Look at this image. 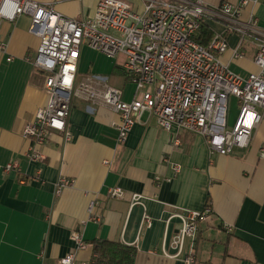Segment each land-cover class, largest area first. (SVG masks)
I'll return each instance as SVG.
<instances>
[{
    "label": "crops",
    "instance_id": "1",
    "mask_svg": "<svg viewBox=\"0 0 264 264\" xmlns=\"http://www.w3.org/2000/svg\"><path fill=\"white\" fill-rule=\"evenodd\" d=\"M35 1L83 20L93 15L98 0ZM125 1L142 10L141 0ZM202 1L209 8L240 3ZM251 15L264 29V0L243 6L239 18L247 21ZM29 23L26 15L12 21L0 18V41L5 44L0 50V264H61L73 249L75 230L87 243L77 251L75 264H88L92 244L99 239L134 246V264H264V157L259 156L264 121L247 148L226 155L210 153L201 135L164 129L146 114L118 144V114L74 97L66 119L70 139L52 132L38 146L42 158L32 161L27 156L31 140L21 132L47 95L44 74L30 61L39 38L28 30ZM205 24L213 33L224 31L219 22ZM238 39L237 33L227 34L223 55L228 66L235 60L231 51ZM242 48L245 55L236 59L238 65L252 72L255 42L245 36ZM112 73L113 78L123 74L117 87L129 101L134 86L122 66L115 65ZM10 161L17 167L7 171ZM60 177L72 185L56 195ZM111 187H120L124 196L110 198ZM133 194L141 195L139 203L132 202ZM91 201L95 205L89 213ZM206 206L211 212L198 217L195 233L181 239L182 222L176 215ZM92 215L99 220L90 219Z\"/></svg>",
    "mask_w": 264,
    "mask_h": 264
},
{
    "label": "built area",
    "instance_id": "2",
    "mask_svg": "<svg viewBox=\"0 0 264 264\" xmlns=\"http://www.w3.org/2000/svg\"><path fill=\"white\" fill-rule=\"evenodd\" d=\"M141 1L142 10L135 11L125 0H98L93 15L80 20L56 12L48 3L0 0L1 19L12 21L26 15L30 20L28 30L39 38L30 61L44 74L47 99L21 132L22 137L31 140L27 153L30 160L42 158L38 146L52 132H62L66 140L70 139L66 119L72 95L118 114V144L146 114L155 117L164 129L175 127L201 135L210 153L226 155L234 148L249 146L254 129L264 121V29L257 26L253 15L247 21L239 17L243 6L257 0H240L236 5L222 2L216 8L207 7L202 0ZM206 20L221 23L224 31L214 32L203 45L194 36ZM233 32L239 36L231 51L233 59L244 57L245 36L255 42L256 69L246 77L232 72L220 59L228 49L227 34ZM84 44L110 58L122 55V70L134 86L129 101L123 99L121 89L96 75H85L74 89L80 47ZM4 49L0 41V50ZM231 97L237 100L238 112L229 124ZM259 156L264 157V141ZM103 163L109 164L106 160ZM16 167L17 163L10 161L5 170ZM70 185V179L60 177L55 194ZM108 196L120 199L124 191L111 187ZM141 198L133 194L131 200L139 203ZM94 205V201L89 203V213ZM210 212L206 206L201 212L177 214L182 222L181 239L185 234H194L196 219ZM90 219L99 220L95 215ZM71 239L73 249L60 259L61 264H75L77 251L87 247L79 230L72 231Z\"/></svg>",
    "mask_w": 264,
    "mask_h": 264
},
{
    "label": "rangeland",
    "instance_id": "3",
    "mask_svg": "<svg viewBox=\"0 0 264 264\" xmlns=\"http://www.w3.org/2000/svg\"><path fill=\"white\" fill-rule=\"evenodd\" d=\"M231 38L233 40V37ZM225 58H226V55L220 56V59L223 62L226 61ZM122 60H123L122 55H116L115 57L110 58V57H107L105 54L99 52L98 50L90 48L86 44L82 45L80 47V57L77 62L78 79H77L76 86L74 89L77 88V86L79 85L78 83L82 81L85 75H96V76L103 77L106 79V82H108L111 85L114 84V86L117 87L118 80L120 81V79L123 77V74H119V76H116L113 78L114 74L112 73V70L115 65L122 66V62H123ZM238 61L239 60H236V59L232 61V63L229 65V68L232 72L242 77H246L250 72L247 73V72L242 71L240 69L241 67L238 65L239 63ZM74 97L75 95H72L71 99H73ZM237 112H238L237 100L234 97H231L229 99V105H228L229 124L233 123L237 115Z\"/></svg>",
    "mask_w": 264,
    "mask_h": 264
},
{
    "label": "trees",
    "instance_id": "4",
    "mask_svg": "<svg viewBox=\"0 0 264 264\" xmlns=\"http://www.w3.org/2000/svg\"><path fill=\"white\" fill-rule=\"evenodd\" d=\"M212 34L213 32L204 23L194 39L206 45ZM135 256L136 248L134 246L119 241L99 239L92 244V256L88 264H134Z\"/></svg>",
    "mask_w": 264,
    "mask_h": 264
}]
</instances>
